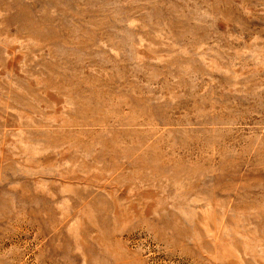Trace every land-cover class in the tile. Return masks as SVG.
<instances>
[{
	"label": "rangeland",
	"instance_id": "rangeland-1",
	"mask_svg": "<svg viewBox=\"0 0 264 264\" xmlns=\"http://www.w3.org/2000/svg\"><path fill=\"white\" fill-rule=\"evenodd\" d=\"M0 264H264V0H0Z\"/></svg>",
	"mask_w": 264,
	"mask_h": 264
}]
</instances>
